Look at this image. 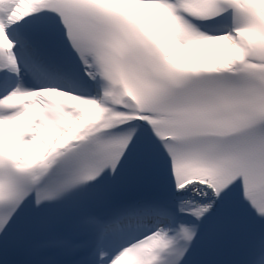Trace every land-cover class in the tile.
<instances>
[{
	"label": "snow or ice",
	"instance_id": "obj_1",
	"mask_svg": "<svg viewBox=\"0 0 264 264\" xmlns=\"http://www.w3.org/2000/svg\"><path fill=\"white\" fill-rule=\"evenodd\" d=\"M0 264H264V0H0Z\"/></svg>",
	"mask_w": 264,
	"mask_h": 264
},
{
	"label": "bare ground",
	"instance_id": "obj_2",
	"mask_svg": "<svg viewBox=\"0 0 264 264\" xmlns=\"http://www.w3.org/2000/svg\"><path fill=\"white\" fill-rule=\"evenodd\" d=\"M181 58L182 59H190V57L187 55V53L183 54Z\"/></svg>",
	"mask_w": 264,
	"mask_h": 264
}]
</instances>
